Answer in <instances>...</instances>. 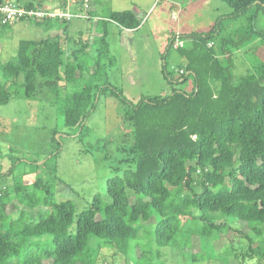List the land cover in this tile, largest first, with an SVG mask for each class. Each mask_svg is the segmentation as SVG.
Masks as SVG:
<instances>
[{
    "label": "trees",
    "instance_id": "trees-1",
    "mask_svg": "<svg viewBox=\"0 0 264 264\" xmlns=\"http://www.w3.org/2000/svg\"><path fill=\"white\" fill-rule=\"evenodd\" d=\"M221 1L228 12L206 30L169 36L161 71L170 91L138 100L106 78L87 79L104 59L114 60L105 58L111 54L109 23L120 31L140 26L131 9L99 15L83 8V0L14 1L25 9L74 15L14 22L60 28L65 39L18 41L14 57L0 61V105L16 95L31 98L45 87L56 89L53 96L64 94L63 123L78 128L101 97H114L123 132L119 157L108 163L113 174L106 180L107 201L96 193L77 209L68 199L55 200L42 177L24 184L12 178L13 165L0 170V264H97L109 255L113 264L118 253L124 259L131 254L132 246L139 248L133 264H166L151 261L159 248H190L193 236L227 233L237 221L245 224L247 231L239 230L245 241L229 242L227 251L237 264L264 261V27H257L258 16L264 24V0ZM73 19L83 27L73 29ZM10 25L0 21L1 28ZM175 38L183 45L174 48ZM170 48L181 57L176 77L166 64ZM237 52L249 54L239 75L233 71ZM204 257L201 251L191 254L193 261Z\"/></svg>",
    "mask_w": 264,
    "mask_h": 264
},
{
    "label": "rangeland",
    "instance_id": "rangeland-1",
    "mask_svg": "<svg viewBox=\"0 0 264 264\" xmlns=\"http://www.w3.org/2000/svg\"><path fill=\"white\" fill-rule=\"evenodd\" d=\"M84 3L89 10L95 7L99 15H105L109 10H141L138 13L141 24L137 30L120 31L118 26L109 23L107 43L111 54L105 58L113 55L114 60L110 62L104 59L101 69L95 75L87 76L88 81L96 80L97 75L101 76L100 81L106 78L132 100H138L143 95H159L170 91L171 87L163 77L161 67L172 32L204 31L218 14H225L229 10L221 0H99V4L83 0V8ZM171 10L177 14L174 19L170 18ZM85 15L82 13L83 17ZM260 17L257 19L258 28L264 27V24L259 25L262 20ZM72 22L74 26L82 23L77 19ZM235 23L230 25L234 26ZM225 32L223 29L222 33ZM54 35H59L61 40L65 39L60 28L47 29L28 21L13 23L6 28L0 26V61L14 57L20 39L39 40ZM67 44L73 43L67 40ZM237 53L233 71L239 75L245 73L248 67L249 56L243 55L249 54ZM91 55L93 52L89 54L90 58ZM180 62L179 53L170 48L166 64L175 77ZM18 90L22 91V87H18ZM42 90L35 97L16 95L8 103L0 105V170L6 171L13 165L12 178L22 180L24 184L32 183L36 176L42 177L52 187L55 200L68 199L77 209L86 205L96 193H99L103 201H107L106 180L113 174L108 163L119 157L116 146L123 132L120 131L119 118L116 116L117 100L114 97H101L80 127H68L63 123L60 105L64 94L53 96L59 91L46 87ZM55 97L54 102L52 99ZM54 131L56 133L53 135ZM52 136L60 139L59 142L51 140ZM57 146H60L57 154L51 155ZM7 209L13 210L10 204ZM231 220L223 218L220 221L231 223ZM232 225L235 229L227 233H213L201 239L193 236L190 248L161 247L160 254L155 256L154 253L151 261H163L166 264H237L227 247L229 242H242L244 238L239 230L246 232L247 229L240 221ZM252 237L254 240H264V231L262 238L253 233ZM91 243H96L94 238H91ZM138 249L132 246L131 254L128 252L125 259L118 253V261L113 264L137 262ZM200 251L205 257L193 261L191 254ZM108 253H111L109 248ZM111 258L109 255L103 263L110 264ZM103 263L98 259L97 264ZM140 264H144V261ZM260 264H264V261Z\"/></svg>",
    "mask_w": 264,
    "mask_h": 264
},
{
    "label": "built area",
    "instance_id": "built-area-1",
    "mask_svg": "<svg viewBox=\"0 0 264 264\" xmlns=\"http://www.w3.org/2000/svg\"><path fill=\"white\" fill-rule=\"evenodd\" d=\"M84 8H87L86 3H84ZM59 11H61V13H59ZM46 15L50 17L57 15L63 18L66 17V19H68L74 14L68 11H63L61 9H54L52 12L40 11L35 9H25L12 0H4L3 2H0V21L2 23L7 22L9 24H13L21 18L38 20L39 18ZM77 15L82 16V14ZM182 45L183 41L179 38H175L173 47L177 48Z\"/></svg>",
    "mask_w": 264,
    "mask_h": 264
},
{
    "label": "crops",
    "instance_id": "crops-1",
    "mask_svg": "<svg viewBox=\"0 0 264 264\" xmlns=\"http://www.w3.org/2000/svg\"><path fill=\"white\" fill-rule=\"evenodd\" d=\"M92 2L94 3L95 2V0H92ZM90 4V3H89ZM174 5L172 4V6L171 7H173ZM91 8V7H90ZM172 9V8H171ZM92 10H95V7H93V9ZM132 10V9H131ZM136 15H137V17L139 18V12L141 11H139L137 8H135L134 10H132ZM173 11V12H172ZM143 15H146V14H143ZM177 14L175 13V11L174 10H171V13H170V18L171 19H174V17L176 16ZM140 24H141V22H140ZM81 27H83V24L81 23V25H80ZM111 26H114V25H111ZM108 27V29L110 30V26H107ZM78 29V26H74L73 27V29ZM139 28V27H138ZM137 28V29H138ZM137 29H135V30H137ZM124 31H134V30H130V29H123ZM122 31V30H121ZM92 32H94V31H92ZM176 34H178V33H181V32H175ZM172 34H174L173 32H172ZM170 36V35H169Z\"/></svg>",
    "mask_w": 264,
    "mask_h": 264
},
{
    "label": "clouds",
    "instance_id": "clouds-1",
    "mask_svg": "<svg viewBox=\"0 0 264 264\" xmlns=\"http://www.w3.org/2000/svg\"><path fill=\"white\" fill-rule=\"evenodd\" d=\"M58 9V8H57Z\"/></svg>",
    "mask_w": 264,
    "mask_h": 264
}]
</instances>
